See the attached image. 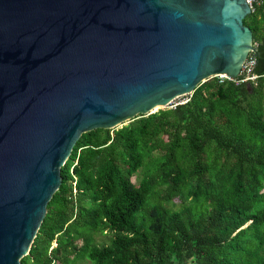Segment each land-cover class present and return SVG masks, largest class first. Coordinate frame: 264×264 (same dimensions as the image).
<instances>
[{
    "label": "water",
    "instance_id": "water-1",
    "mask_svg": "<svg viewBox=\"0 0 264 264\" xmlns=\"http://www.w3.org/2000/svg\"><path fill=\"white\" fill-rule=\"evenodd\" d=\"M249 1L0 0V264L30 252L82 133L239 75Z\"/></svg>",
    "mask_w": 264,
    "mask_h": 264
},
{
    "label": "trees",
    "instance_id": "trees-1",
    "mask_svg": "<svg viewBox=\"0 0 264 264\" xmlns=\"http://www.w3.org/2000/svg\"><path fill=\"white\" fill-rule=\"evenodd\" d=\"M243 23L257 77L82 133L20 264H264V0Z\"/></svg>",
    "mask_w": 264,
    "mask_h": 264
},
{
    "label": "built area",
    "instance_id": "built-area-1",
    "mask_svg": "<svg viewBox=\"0 0 264 264\" xmlns=\"http://www.w3.org/2000/svg\"><path fill=\"white\" fill-rule=\"evenodd\" d=\"M249 3L252 6L251 1H249ZM255 45L257 46L256 43H255ZM253 53H254V51L249 52L247 59L245 60V62L243 63V65L241 67L239 75L236 78L231 79V80H234L236 82H243V81H247V80H254L257 77V75H255L252 72L253 66L255 64V56ZM218 77L226 78L223 76H218ZM227 79H230V78H227Z\"/></svg>",
    "mask_w": 264,
    "mask_h": 264
},
{
    "label": "rangeland",
    "instance_id": "rangeland-1",
    "mask_svg": "<svg viewBox=\"0 0 264 264\" xmlns=\"http://www.w3.org/2000/svg\"><path fill=\"white\" fill-rule=\"evenodd\" d=\"M253 0H251V3H252ZM187 97L188 95H182V96H179L177 98H175L172 102H171V106L177 104V103H180V102H184L187 100ZM141 169L138 170V172L140 171ZM140 174H137V178L136 179H139L140 178ZM173 206V208H178L180 207V203L178 202V200L176 199L175 200V203L174 204H170L169 206ZM109 240V235H97L96 236V241L98 243H107ZM81 264H89L88 262H82ZM176 264H191L190 261L186 262V263H176Z\"/></svg>",
    "mask_w": 264,
    "mask_h": 264
}]
</instances>
